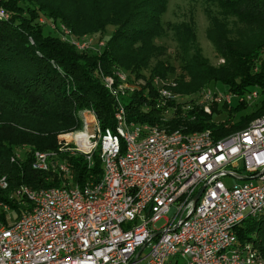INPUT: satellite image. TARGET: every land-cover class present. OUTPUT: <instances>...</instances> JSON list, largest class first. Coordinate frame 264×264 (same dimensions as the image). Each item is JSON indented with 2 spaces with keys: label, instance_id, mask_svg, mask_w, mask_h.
<instances>
[{
  "label": "built area",
  "instance_id": "1",
  "mask_svg": "<svg viewBox=\"0 0 264 264\" xmlns=\"http://www.w3.org/2000/svg\"><path fill=\"white\" fill-rule=\"evenodd\" d=\"M8 18L0 9V19ZM72 44L79 51L105 46L88 36ZM178 80L154 78L156 108L169 112L182 102ZM104 81L118 102L115 129L103 130L96 113L83 110L82 128L60 134L59 151H36L32 162L36 171L70 177L61 154L83 156L91 169L98 153L102 176L41 190L21 185L14 196L28 208L0 224V264H132L142 248L136 264H264L255 245L237 236L246 219L264 214V114L219 140L210 130L141 127L127 121L120 102L137 87L119 70ZM216 92L205 89L198 103L210 115L215 104L241 97ZM248 98L259 99V90ZM0 186L8 188L6 178Z\"/></svg>",
  "mask_w": 264,
  "mask_h": 264
},
{
  "label": "trees",
  "instance_id": "2",
  "mask_svg": "<svg viewBox=\"0 0 264 264\" xmlns=\"http://www.w3.org/2000/svg\"><path fill=\"white\" fill-rule=\"evenodd\" d=\"M213 1L224 16L236 19L231 27L228 20L215 17L208 31L224 62L212 65L198 49L192 28L179 27V56L186 77L179 78L176 92L186 102L173 101V110L165 112L155 107L153 80L176 70L159 58L162 49L154 40L163 33L161 18L168 0H0V9L9 14L7 20L0 19V181L9 182L7 189L0 186V224L8 222L6 209L17 212L18 218L28 208L25 199L14 196L21 185L35 190L63 185L61 173L36 171L32 162L36 151L58 152L60 134L82 128L81 111L92 109L103 130L115 129L118 102L104 79L118 70L137 87L120 98L129 123L186 134L210 130L219 140L246 129L264 114V0ZM59 23L77 40L94 35L105 46L93 53L79 51L53 31ZM110 26L115 30L107 37ZM218 86L239 96L259 90L258 111L235 123L244 105L233 109L223 104L219 110L214 105V112L226 111L229 119L212 122L197 99L205 89ZM186 105L191 109L184 111ZM17 156L21 157L12 161ZM60 158L80 185L91 174L102 176L98 153L91 169L83 156ZM237 236L264 255V214L246 219L237 227Z\"/></svg>",
  "mask_w": 264,
  "mask_h": 264
},
{
  "label": "rangeland",
  "instance_id": "3",
  "mask_svg": "<svg viewBox=\"0 0 264 264\" xmlns=\"http://www.w3.org/2000/svg\"><path fill=\"white\" fill-rule=\"evenodd\" d=\"M219 18L221 20H228L230 26L236 22V19L233 17H226L222 13V10L219 8L218 3L213 0H168L167 3V10L162 15L161 21L163 26V33L154 40V44L156 47L162 49V55L159 57L161 60L170 63L175 67L176 72L174 74H170L167 77H175L176 78H184L185 73L182 70L181 61H180V53H181V44L178 40V28L181 26H189L192 28L196 35V44L198 49L201 51L202 55L205 56L212 65L218 66L222 64V60L219 59L217 56L215 47L212 41L208 37V31L212 26L213 18ZM47 23L49 21L46 20ZM41 24H45V19L40 20ZM49 25V24H48ZM59 28L54 29L57 35L64 36L61 31V23L58 24ZM50 26V25H49ZM67 28V27H66ZM69 29V28H68ZM115 30V27H108L106 31V36L109 37ZM72 33V32H71ZM70 34V31H69ZM90 37L95 40L97 37L94 35H85L84 37ZM105 36V37H106ZM65 41L70 42L76 38L73 36V33L68 36L67 38L62 37ZM96 46V45H95ZM95 49H88L89 52H95ZM156 61H152L151 65L153 66ZM212 89L213 91H217V94H226L228 93V89L226 87H214V88H207ZM195 98V97H192ZM202 99H197V103L200 102ZM260 98L255 100H250L248 95L241 96V97H232V102L230 104V108L238 109L240 106L244 105L245 107L240 110L237 117L235 118L234 122H238L242 117L249 116L258 108ZM182 102H186L184 98ZM224 103L222 104H215L219 109H222ZM190 105L183 106L184 108L189 107ZM214 109L212 108V111ZM212 115V122L214 123H224L229 119L228 113L223 111L218 113L217 111L214 112ZM141 127H145L148 125H140ZM150 126V125H149ZM238 132V131H237ZM61 155H66L65 153ZM70 156V155H69ZM66 179L70 180L73 183V177H66ZM226 183H229V179L225 180ZM10 222L16 220L17 212L12 210H5ZM24 211V210H23ZM8 223V222H7ZM165 225V221H161L157 226L160 228ZM248 222L244 223V226H247Z\"/></svg>",
  "mask_w": 264,
  "mask_h": 264
},
{
  "label": "water",
  "instance_id": "4",
  "mask_svg": "<svg viewBox=\"0 0 264 264\" xmlns=\"http://www.w3.org/2000/svg\"><path fill=\"white\" fill-rule=\"evenodd\" d=\"M203 191H204V189H202V190L196 195V197H195V203L198 202V200H199L201 194L203 193ZM142 252H143V248L137 253V255H136V257H135V259H134V261H133L132 264H136V262H137V260H138V258H139V256L141 255Z\"/></svg>",
  "mask_w": 264,
  "mask_h": 264
}]
</instances>
